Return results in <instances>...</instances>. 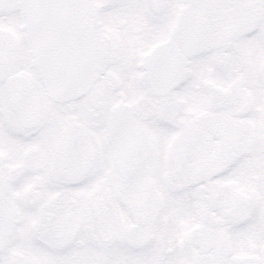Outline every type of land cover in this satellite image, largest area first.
Segmentation results:
<instances>
[{"label":"snow or ice","instance_id":"6c2138e0","mask_svg":"<svg viewBox=\"0 0 264 264\" xmlns=\"http://www.w3.org/2000/svg\"><path fill=\"white\" fill-rule=\"evenodd\" d=\"M0 264H264V0H0Z\"/></svg>","mask_w":264,"mask_h":264}]
</instances>
